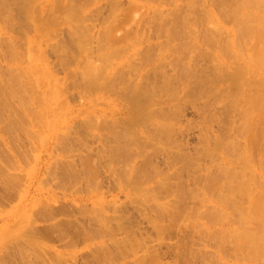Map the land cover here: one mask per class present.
Segmentation results:
<instances>
[{"label":"rangeland","instance_id":"obj_1","mask_svg":"<svg viewBox=\"0 0 264 264\" xmlns=\"http://www.w3.org/2000/svg\"><path fill=\"white\" fill-rule=\"evenodd\" d=\"M54 1H56L55 4ZM65 1L67 4L65 3ZM189 1L190 0H76L75 2V0H29V4L27 5L28 8L24 12V10L20 9L18 0H0V86H3V89H0V93L5 92L6 90L9 91L5 92V94L7 93V95H0V98L5 96L8 97V100H5V98L2 99L5 100V102L7 101L6 106L5 102L4 104L3 102L0 103V114L3 113L2 115H0V127L1 124L3 125L2 127L5 126V128L7 125H9L10 129L12 130L11 131L9 129L10 132L8 136L5 134V132L0 130V233H2L0 235V264H98L99 262H101L100 264H103L102 262H107L108 260V264H123L122 262L124 261V264H264V234L258 235L253 240L252 238L248 239V241L257 240L255 241V244H252V246L256 245V247L258 248L254 249L255 252L254 250H251L253 248L250 249L252 256H249L251 257L247 256L249 251L246 245L250 244V242L248 243L247 240L245 242V244L248 243L245 245L246 252L237 250V246V249H235V242H233V237H230L229 241L227 239V242H221V244L218 242L219 244H217V238L215 239V237H217V234L214 235V232H217L218 234L220 232V234H222L221 231H229V229H231L230 227H233L235 224V220L233 221V219H235L236 216L234 214L233 215L235 217L231 216V212L229 213V210H231L229 209L230 206H227L229 205V203L232 206V203L229 201H232L233 196H230V199L227 196L229 201L226 198L227 204L225 205V203L221 204L220 201L217 202V196L219 197V195H217L218 190L214 192L217 195H214L216 196V199H214L213 197L214 193L212 194L213 198L210 197L211 194H209V199L207 195L205 196V193L202 189L203 187L205 188V184L207 183L206 179L208 180L211 175H213V177H218L217 179L214 178L213 184L210 179V181H208L209 185L210 183L211 185H214L218 182V180L220 181L224 178L223 173L220 174V171L223 169L221 156L219 155L217 149H215L216 152H213L214 150L212 149L215 139H225V143L227 142L230 145L228 146L230 148L226 147L227 149H225V151L229 149L230 151L227 152L234 153V156L236 155V152L237 154H239L241 151V148L238 147L244 146L245 144L243 143L247 141H245L244 139V142L241 138H238V135H236V131H234L233 127L239 123V115L234 111L233 108H231L233 104H227V99H224V103L222 102V100L217 101V98L222 93V91H220L219 94L217 93V97L215 98L212 97L214 96L213 94L211 95L210 93H206V95L203 94L204 97L203 95L201 96L196 94V96L193 98L194 100H181L179 103V110L178 108L171 109L165 104H163L165 106L162 105L163 107H160L161 109L158 107L157 110L160 109L157 111L159 118L167 117L170 122V125H166L168 128H163L164 132L160 130L157 131L158 129L156 128V124L152 120L147 122L149 125L147 123L145 124L147 128L145 127V125L144 127L143 125L140 126V124L132 125V121L131 125H129L130 122L129 124L127 123L128 115L126 114V112L128 114L129 112L131 113V111H133L131 108L133 107L130 105H135V100H133V102L130 100L131 104L129 103L130 101L128 102V99H131L134 95L131 94L132 96L129 95V97H131H128L131 89H142L149 87L150 85H152V83L155 84L156 81H158L160 74L161 76L165 74L164 76L167 75L166 77L168 78H174V80L170 78L169 79L171 81H175V77L177 78V76L183 74L182 71H185V68L187 69L189 67H192L193 70L196 71V75H194V78L191 79V81H193L192 84L195 83L194 80L199 79L201 80L196 82L203 83L202 77L208 75L210 76L212 75V73H214V70H211L214 67V62H212V60H209L212 59V57H210L209 59L207 58L209 56V49L204 45L203 38L200 36V33H202L203 29V31L207 32L213 31L215 29L213 26V22L212 26H210L211 23H209L210 25L208 26L206 25L207 23L204 24L206 22L205 20H203L204 12H206L208 9L212 10L219 19L218 22L222 26L223 30H221V32L219 31V36L218 34L216 35L218 41L219 39L225 40V38L228 36L227 32L231 27L233 28L234 26V21L230 20V18L227 17L222 19L220 13H218V11L221 12V10L219 7H216V3H212L208 0H193L194 7L192 8V6H190L189 4ZM68 2H70V4L72 3L76 7V12L74 14L78 16V25L75 26L78 27V29L75 26H72V28H75L76 30H73L71 27H69L65 21L66 19H64V9L66 8V5L69 4ZM202 3L204 5H202ZM51 5L53 6L52 9ZM214 5L215 7H212ZM29 8H31L30 14ZM198 8H200L201 10ZM158 12L160 15L158 14ZM190 13L193 14L191 15ZM177 14H180V16ZM184 14H186V17L184 16ZM34 15H36V17ZM42 16L46 21L44 22V25L40 19V17ZM219 16L221 19L219 18ZM167 18L169 19V21ZM177 18L178 21H176ZM36 19L40 20L37 21ZM154 19L157 21H155ZM160 19L163 22V25L161 26L164 29L165 27H170L169 29H171V32L173 31L172 35L173 33L176 35L172 36L171 38L167 35H164V31L161 29V32L159 28L161 27L159 25ZM225 19H229V23H227L228 21L225 22ZM183 20L186 22V25L182 22ZM40 21L42 22L41 24ZM231 21H233V23ZM178 22H180L181 24ZM198 23L201 24L198 25ZM40 25L44 28V31L42 32L43 36L40 35ZM208 27L210 29H213L209 30L207 29ZM77 30L78 32H75L76 34L72 32ZM108 33H110V35H108ZM221 33L223 36L221 35ZM128 36H133L135 39L133 37L129 38ZM125 40L126 42H124ZM176 42H178L179 45H182L185 50L182 51V54L179 55L180 58L177 57V54L175 52L176 47L174 49V46H179L176 45ZM122 43H124V45ZM129 43L130 45L134 44L132 45L134 46L132 48L133 52L127 46ZM82 44L86 45L87 47L85 51H83L80 47V45L83 46ZM193 45L196 48H194ZM111 47H116L118 49L119 47H123V49L127 48L126 52H124V54L126 53V57H124L125 60L120 58L119 60L115 61L114 64H111L114 65V69L109 68V66L105 69L106 72H111L113 70H116V72L118 71L119 74L117 75V77L121 75L122 78H115V80H113L114 83L112 84L113 88H110L108 90L105 89V87L101 88L103 85H101V87L99 86L103 83L99 80L98 82H96V84L93 83L94 85L86 86L87 83L85 82V79L83 78L81 72V67H83L84 61H94L96 65L101 64L98 65V67L103 65V67L101 68H104L105 64L104 62H102L103 54L101 55V53ZM244 47L245 49H247V45H244ZM141 49L143 51H141ZM171 49L173 51H171ZM147 51L150 55V60H154L156 58L154 61L156 64L158 62H161L159 65L160 70L158 69V73L157 71L153 72L152 68L154 62L145 60L143 58V55ZM202 53H205V56ZM175 55L177 58L175 57ZM229 55L233 56L231 54ZM157 58L159 60H161L162 58V60L159 61ZM25 59L27 64L26 67L24 66ZM232 59L235 61L234 56ZM232 59L230 57V61L228 60V62H231ZM142 60L152 63L150 65L145 64V61L142 62ZM235 62H237V60ZM127 63H132V66H129ZM28 65H30L29 67H32L33 69H29ZM45 65L48 67L47 69ZM188 65L190 66L188 67ZM130 67H132L133 69H130ZM183 68L184 70H182ZM225 70V76L222 75V77L227 80L231 75V72L230 70ZM42 72L43 74H41ZM148 72L150 73L148 74ZM47 74L50 76V78ZM227 74L230 75L228 76ZM40 75H45L46 77H48V79L44 78L43 80H40ZM146 77L148 78V80H145ZM211 77L204 78L210 79ZM121 79L122 81L123 79H125L129 80L130 82L127 85L120 84L122 83ZM178 79L176 80L179 81L180 79ZM182 79L183 77L179 81L180 85L175 87H180L177 90L178 92L175 90L178 94H180V97H184V92L186 93L184 89L190 87L193 88L194 91V88L197 90L198 87H200L197 86L199 84H195L196 86L192 85L191 81L189 80L190 82L187 83V87L185 86L186 88L184 87L183 89L184 85L181 84H184V82L186 83V81H182ZM36 83H39V85L37 86ZM146 83L148 85H146ZM132 84L135 85L132 86ZM53 85L55 86L54 89H56L57 95L56 97H54V101L53 98L51 99L53 109L50 110L46 109V102L48 101V90ZM120 85H122L123 88ZM254 85H259V82L255 81ZM7 86L16 89V91L13 89V92L15 91L13 96L11 95L12 91H10L12 89L9 90V87ZM124 87L127 89L129 88L128 91H125ZM122 89V92L119 91ZM206 90H208V88H206ZM118 92L120 93V95ZM122 93H124L125 96L121 95ZM125 97H127L128 99ZM134 98H136L135 95L133 99ZM125 99H127V101ZM2 100L0 99V102ZM205 101H207V104L205 103ZM230 101L231 100H229V102ZM20 103L23 104L22 108ZM230 103H232V101ZM260 103L261 102H259V104ZM198 105L200 107H198ZM263 105L264 103L260 104L258 115H255L256 117H254L256 123L255 126L253 125L254 122L252 121V127L254 126L253 129L255 133L252 131L253 129H251V132L254 133L255 136H257V138L260 140H256L257 144L251 141L254 144L249 143L250 145L252 144V146H249L250 151L249 149H247V151H249V153H251L254 158L264 157V135L262 136V134L264 133V110H262ZM3 106H5L6 108H4ZM128 106H130L131 108H128ZM1 108L3 110H1ZM128 109H130V111ZM168 109L169 111H167ZM175 109L177 111H175ZM86 110L89 111L87 112ZM173 110L175 112H173ZM52 111L61 114L63 117L56 120L54 133L47 128V121L55 119V117L52 116ZM85 111L87 115H85ZM9 114L11 115V117ZM162 114H165V117L162 116ZM89 117H91V119ZM208 117H211V119H209ZM154 119H157V115L154 116ZM256 119L258 121H256ZM2 127L0 129H2ZM108 128L109 130L114 131L110 132ZM127 129L130 130L129 132L131 133V130H134V132L132 133L133 136L138 135L136 137L132 136L133 142H126V145H128L130 150L128 147H125V149H127L125 150L126 152L124 150H121L122 153L123 151L125 152L123 153V155L125 154L124 157L127 158H124L120 151L119 155L117 154L118 152H115L114 156L109 152H107L106 154L104 151L107 150L108 146H114L118 142V140L114 138L112 133L116 130L117 135L119 133L118 136H120V134L122 136V134ZM157 132H159V134L161 133V135H159ZM134 133H136V135ZM157 134L158 136L156 137ZM109 135H112L111 137H113V139H111ZM163 135H165V140L161 139L162 137L164 138ZM202 135L204 139H202ZM258 135L261 137H259ZM157 138L158 140L161 139L162 141H158ZM116 140L117 142H115ZM235 140H237L236 143ZM139 142H145L143 143L145 145L140 143V147ZM136 143H138L139 146ZM156 143H158V145ZM105 144L107 145V147H105ZM149 144H151V147L153 148L149 147ZM235 144L237 148L240 149L239 153L237 151V148L233 149L232 147V145L235 146ZM246 144L247 145H245L244 147L248 148V143ZM103 145L105 148H103ZM138 147L142 149L145 147L144 150H146V152L144 150L143 152L142 149L140 151V148L138 149ZM146 147L149 148L146 149ZM154 147H158V149L160 150L156 148L154 150ZM244 147L242 149H244ZM163 148L166 150V152L163 150ZM96 150H98L99 152ZM233 150H236V152H234ZM136 151L139 152L138 156ZM131 152L132 154H134V157H132ZM140 152H142L143 154L145 153L146 155H142ZM150 153L151 156L149 155ZM228 153L227 155H230ZM101 154L103 155L101 156ZM108 154L112 155L114 159H118L116 155H118L119 157L120 155H122L120 157L121 159L119 158V160H128L129 157H131L128 161L126 160L127 162L131 160V163L129 162L130 164H127V162L124 160L122 163L121 161L119 162V160L116 161V159V164L113 157ZM173 154H175V156ZM157 155L160 157H157ZM167 155L170 159L166 158ZM177 155L178 157L176 158ZM106 157L109 158L105 159ZM140 157V160L142 162H149V164H147L149 165V168L144 162L145 167H147L148 170H146V168L142 166L144 164H141V161L138 160V158ZM146 157H151L148 159L150 161L147 162ZM173 157L175 158L173 159ZM236 157H238V155ZM236 157L234 159H231L232 162L234 163L237 161L238 163H241L238 160L242 157H239V159ZM87 159H89V162ZM136 159L140 163H136ZM66 160L68 164H65ZM108 160H112L113 162H108ZM167 160H169V162ZM254 161L258 160L255 159ZM79 162H82L81 165ZM237 162L235 163V166L238 167ZM102 163H105L107 165ZM124 163H126L127 166L126 164L124 166ZM119 164H122L123 167H126L122 168V170H124L123 173H121L122 171L121 169H119V167L121 166ZM140 164L141 166H139ZM115 165H117L118 167ZM152 165H154V167ZM131 166H136L140 170L142 167L143 170L141 171H143L145 176H148L150 174L155 175H151L150 178H152L149 179L151 193L150 195L152 196L148 195L145 198L147 199V201L144 200L142 196L133 193L131 189V187L133 186L131 184L133 183L129 180V178H122V174H124L125 171L128 172L127 169L129 170ZM213 166L215 167L213 168ZM208 167L212 168L211 172L213 174L210 172V169ZM152 168L154 169L155 173H150L154 172L152 171ZM243 168H241L240 170V168L238 167V171L236 168L233 175L235 176L236 171L239 173V171H242ZM117 169L118 172L120 170L119 174L117 173ZM255 169L259 172L261 180L264 181V170L261 168L263 170L261 171L260 168L257 169L256 167ZM73 170H76L75 174ZM244 170L245 168L243 169V171ZM157 172H159L161 177H166H163L164 186L161 187V189H164L162 190L158 189L160 186H156V188L154 185L156 184L155 180L157 178L156 176L158 175ZM162 172L164 173L161 174ZM208 172H210V174H208ZM246 172L247 171H245V173ZM116 173L119 176L121 173L122 176L119 177ZM143 173L139 174L141 178H143L144 176ZM242 173H239V175L236 174L237 178L235 179L240 180L238 179L240 175L241 177H243V175L245 174ZM114 178L116 179V182ZM105 179L107 181H105ZM122 179H125L124 181L128 183L125 184ZM127 179L130 181V183ZM82 181L84 183H87V185L83 184ZM111 181L114 182L112 183ZM81 184L83 187L81 186ZM101 184H103L104 186ZM65 185H68V188ZM173 185L175 186L173 187ZM78 186H80L81 188ZM60 188H62V190ZM151 188H153V191H151ZM155 189L157 191H155ZM181 189L183 190L182 192ZM220 189L219 192H221ZM78 190L81 191V193L77 192ZM129 191L130 193H128ZM222 192L227 193V189H224ZM154 193L156 195H154ZM187 193L189 194V196ZM175 194H177V196ZM153 195L154 197H157L158 195L161 199H159V197L154 198ZM254 196L256 198L258 197V189L256 188L254 190ZM176 199H178V201ZM140 202H142V204ZM158 204H162L161 207L164 208L162 211H160L162 208L157 207L160 206ZM218 206H221L220 208L226 210V212H224L228 216L221 214L222 216H226L222 217L224 218L225 222L221 223L220 220L218 221V218H214V220H217H215L216 222L211 219L215 215L217 216V214L220 213V209H217ZM77 207H79L80 209ZM155 210L157 212H155ZM214 210H217V212H215ZM223 210H221V213H223ZM209 213H212L214 215L212 216V214ZM174 214L175 216H173ZM98 219H100L101 221ZM208 219H210V223H213L214 225L210 224L208 222ZM97 220L99 223L97 222ZM205 220H207L209 225H205ZM211 220L213 221L211 222ZM152 221L156 222H154L152 225ZM183 221L186 223H184ZM56 222H58L59 224H57ZM83 222H86L85 225ZM100 223L102 224V226L104 224V227H102ZM105 223H107V225ZM118 226L120 228H124L125 226L126 228L125 230L122 228L124 230L123 231L122 229L120 230ZM208 226L209 228L207 230ZM106 227L109 231H113H110L108 234ZM115 227L116 229H114ZM219 227L221 230L219 229ZM142 228L144 230H142ZM81 229L83 230V232H81ZM86 230L89 231L86 232ZM133 230H135V232ZM141 230L143 233L141 232ZM162 230L164 232H162ZM209 230L214 231H211L213 235ZM243 230L244 229H242L241 231ZM99 234L102 236H100ZM128 235L131 237H129V239H126L128 238ZM209 235L211 236L209 237ZM124 236L126 237L125 239L123 238ZM109 237L111 238V240ZM114 238L116 241L114 240ZM130 238H132V240L134 241L132 242ZM135 239H137L138 241ZM135 241H137V244L134 243ZM123 242L125 243V245ZM133 243L138 246H131L134 245ZM93 245L98 247H95ZM127 245L129 247H127ZM119 246L121 248L124 247L127 251H125V253L121 252L120 250L124 251V248L119 249ZM133 248H135V253L131 252L133 251ZM115 249L118 250L116 251ZM256 249L260 250L256 252ZM120 252L123 254H121ZM126 252L128 254H126ZM142 255L143 257H140ZM242 255H245V258H242L243 260L241 259ZM246 256L247 258L249 257L248 260ZM107 257H109V259ZM100 258H104L103 261H100ZM97 259L99 261H97ZM31 261L33 263H31Z\"/></svg>","mask_w":264,"mask_h":264},{"label":"bare ground","instance_id":"obj_2","mask_svg":"<svg viewBox=\"0 0 264 264\" xmlns=\"http://www.w3.org/2000/svg\"><path fill=\"white\" fill-rule=\"evenodd\" d=\"M2 1V0H1ZM73 1V0H72ZM86 1V0H85ZM194 1H196V0H194ZM198 1V0H197ZM207 1V0H206ZM208 1H210V2H212V3H216L215 5H216V7H219L220 8V10H221V12H219L218 11V13H220V15H221V17H222V19H224L225 17H227V18H230V20H233L234 21V26H233V28L231 27L230 29H229V31L227 32V37L225 38V40H223V39H221V40H223V41H221L220 39H219V41H221V42H219L218 40H217V38H216V35L218 34V36H219V34H220V32H221V30H223L222 29V26L220 25V23L218 22L219 21V19H218V17L215 15V13L212 11V10H207L206 12H204V15H203V17H204V19L203 20H205L206 22L204 23V24H206L207 26L208 25H210L209 23H211V25L210 26H212V22H213V26H214V29L215 30H213V31H210V32H207V31H203L202 30V33H200L201 35V37L203 38V43H204V45L209 49V56L208 55H206V56H208L207 58L209 59L210 57H212V59H209L210 61L212 60V62H214V67L211 69V70H214V73H212V75H208V76H204V74H203V76L204 77H207V78H209V77H211L210 79H207V78H204V77H202L203 79H202V81H203V83H197L196 81H200L201 79H199V80H194V84H192L193 83V81H191V79H193L194 77V75H196V71H194L193 70V68L192 67H189L190 65H188V67L189 68H185V71H182V70H184V68L181 70L182 71V73L183 74H180V76H177V78L175 77V81H171L170 79H173L174 80V78H171V77H166V76H164V75H162L161 76V74L159 75V74H157V75H159V78H158V81H156V83L155 84H153L152 83V85H150L149 87H146V88H142V89H138V88H133V89H131V92L128 94V97H129V95H131V94H134L135 95V97L136 98H134L133 99V97H134V95L132 96V98L131 99H128L127 97H125V98H127L128 99V102L131 100L132 102H133V100H135V105L134 104H132V105H130V106H132L133 108H131L130 106H128V108L130 107L133 111H131V113L129 112L130 111V109H128L127 111L129 112V114L126 112V114L128 115L127 116V118H128V121H127V123L129 124V122H130V124L129 125H131V121H132V125L133 124H140V126L141 125H143V127H144V125L148 122V121H153V122H155V124H156V128L158 129L157 131H163L164 129H166V128H168L166 125H168L170 122H169V120H168V118L166 117V118H159V116H158V113H157V111L158 110H160L161 108V106L163 105V104H165V105H167L169 108H171V109H174V108H178V110H179V108H180V106H179V103H180V101L181 100H185V99H187L188 101L189 100H194L193 98L196 96V94L197 95H206V93H210L211 95L213 94L214 96H212L213 98H215V97H217V93L219 94V92L220 91H222V93L218 96V98H217V101H219V100H222V102L224 101V99H227V101H226V103L227 104H229V105H231V104H233V106L231 107V108H233L234 109V111L235 112H237V114L239 115V123L238 124H236L233 128H234V131H236V135H238L237 137L238 138H241L243 141H244V139H245V143H243V144H245V145H247L246 143H248V148H246V147H244V146H242V147H238V148H241V151H240V153H239V150L240 149H238L237 148V146H236V144H235V146H233L232 145V147H233V149H235V148H237L236 150L238 151V153L239 154H237V152H236V150L234 151V152H236V155L234 156V153H228L230 150L228 149L227 151H225V149H227L226 147H228V146H230L227 142V144L225 143V141L224 140H222V139H219V138H217V139H215V141L213 142V144L215 145H213V147H212V149L214 150H212L213 152H216V150L215 149H217L218 150V153H219V155L221 156V163L223 164V169L220 171L221 173L220 174H222L223 173V175H224V178H223V180H218V182L217 183H215L214 185H211V183H210V185L208 184L209 182L208 181H210V179H211V182H212V184H213V180H214V178H216L217 179V177L218 176H216V177H213V175H211L209 178H208V180L206 179V184H205V188L203 187L202 189H203V191H204V193H205V196L207 195L208 197H209V194H211L210 195V197H212V194L214 193V192H216V190H218V194L217 195H219V197L214 193L213 194V197H214V199H216L215 197L217 196V199H218V201L217 202H219L220 201V203L221 204H224L225 203V205L227 204V200L229 201V199H230V196H233L232 197V201H229V202H231L232 203V206L230 205V203H229V205H227V206H230V208L229 209H231V210H233V211H231V210H229V213L230 214H232L231 216H234L235 217V219H233V221L235 220V224H234V226L233 227H230L231 229H229V228H227V229H229V231H227V230H225V232H224V230H223V232L221 231V233L222 234H220V232H219V234L216 232H214V231H212V230H209L210 232L212 231V232H214V235L215 234H217L216 236L217 237H215V239L217 238V244H221V242H227V239H228V241L230 240V237H233L234 238V240H233V242H235V249H237V250H239V251H244V252H246L245 251V247L247 246V248H248V254H247V256H249V255H251V251H250V249L251 248H253V249H251V250H254L255 248H258V247H256V245L255 246H252V244H255V241H257V240H255V241H248V239H250V238H252V240L253 239H255L258 235H261V234H264V181L263 180H261V177L259 176V172L255 169V167L258 169V168H262L263 170H264V157L262 158V157H256V158H254L253 157V155L251 154V153H249V151H250V147L252 146V144H254V143H252L251 141H253V142H257L258 140H260V139H258L257 138V136H255V131H254V129H253V127L255 126V118L254 117H256L255 115H258V110H259V108H260V104H263L264 103V0H208ZM29 2V0H18V5L20 6V9H22V10H24V12L27 10V8H28V3ZM75 2H76V0H75ZM83 2V1H82ZM203 2V1H202ZM209 2V3H210ZM2 3V2H1ZM56 3V1H54V4ZM65 3H66V1H65ZM69 4L68 5H66V4H64V5H66V8L64 9L65 10V14H64V16H65V18L64 19H66L65 21H66V23H67V25L69 26V27H71L72 28V26L74 27L75 25H78L77 23H78V19H77V17L78 16H76V14H74L75 12H76V7L71 3L70 4V2H68ZM199 3H200V1H199ZM207 3V2H206ZM52 4V3H51ZM77 4V3H76ZM189 4H190V6H192V8L194 7L193 6V4H194V2H193V0H190L189 1ZM170 5H172V4H170ZM200 5V4H199ZM202 5H204L203 3H202ZM201 5V6H202ZM215 5L214 6H212V7H215ZM52 6V5H51ZM55 6V5H54ZM190 6H188V7H190ZM197 6H198V3H197ZM172 7V6H171ZM186 7V6H185ZM3 8V7H2ZM53 8V6L51 7V9ZM114 8V7H113ZM192 8H191V10H192ZM196 8V7H195ZM201 8V7H200ZM200 8H198V9H200ZM30 10H29V14H30V11H31V8H29ZM218 9V8H217ZM216 9V10H217ZM4 10V9H3ZM78 10V9H77ZM201 10V9H200ZM204 10V9H203ZM2 11V10H1ZM198 11V10H197ZM45 12V11H44ZM178 12V11H177ZM177 12H175V13H177ZM185 12V11H184ZM192 12V11H191ZM203 12V11H202ZM217 12V11H216ZM182 13H183V11H182ZM194 13V12H193ZM192 13V14H193ZM199 13V12H198ZM206 13V14H205ZM35 14V13H34ZM157 14V13H156ZM158 14H159V12H158ZM188 14V13H187ZM191 14V13H190ZM191 14V15H192ZM1 15V14H0ZM160 15V14H159ZM177 15H179L180 16V14H177ZM195 15H197V14H195ZM199 15V14H198ZM202 15V14H201ZM219 15V14H218ZM5 16V15H4ZM35 17H36V15H34ZM182 16V15H181ZM184 16L186 17V14H184ZM200 16V15H199ZM198 16V17H199ZM34 17V18H35ZM160 17V16H159ZM161 17H162V15H161ZM172 17V16H171ZM190 17V16H189ZM197 17V16H196ZM1 18V17H0ZM150 18V17H149ZM153 18V17H152ZM151 18V19H152ZM170 18V17H169ZM219 18H220V16H219ZM40 19H41V21L43 22V25L45 24L44 22H46L45 21V19H43V16L42 17H40ZM39 19V20H40ZM43 19V20H42ZM168 19V18H167ZM181 19V18H180ZM186 19V18H185ZM201 19V18H200ZM221 19V18H220ZM37 20V19H36ZM39 20H37V21H39ZM153 20V19H152ZM155 20V19H154ZM157 20H158V17H157ZM157 20H155V21H157ZM193 20V19H192ZM229 19H225V22L226 21H228ZM40 21V24L42 23ZM151 21V20H150ZM154 21V22H155ZM168 21H169V19H168ZM167 21V22H168ZM176 21H178V18H177V20ZM233 21H231L232 23H233ZM183 23H185V25H186V22L183 20L182 21ZM190 22V21H189ZM224 22V21H223ZM151 23V22H150ZM163 22L161 21V19L159 20V25L161 26V25H163L162 24ZM178 23H180V22H178ZM227 23H229V21L227 22ZM181 24V23H180ZM199 24H201V23H198V25ZM203 24V23H202ZM38 25V24H37ZM172 25H173V23H172ZM184 25V26H185ZM233 25V24H232ZM152 26H153V24H152ZM182 26H183V24H182ZM76 27V26H75ZM206 27V26H205ZM70 28V29H71ZM77 29H78V27H76ZM154 28V27H153ZM152 28V29H153ZM158 28V27H157ZM160 28V30L162 29L163 31H164V35H167L168 37H172V36H174V35H176V34H174L173 33V35H172V32H171V29H169L170 27H168V28H166L165 27V29L161 26V27H159ZM187 28V27H186ZM73 30H76L75 28H72ZM198 29V28H197ZM207 29H209V30H212L213 28H207ZM206 29V30H207ZM40 30H41V33H40V35H42L43 36V34H42V32L44 31V28L40 25ZM155 30H157V29H155ZM162 30H161V32H162ZM179 30V29H178ZM199 30H201V29H199ZM159 31V30H158ZM157 31V32H158ZM220 31V32H219ZM72 32H78V30L77 31H72ZM177 32V31H176ZM175 32V33H176ZM194 32V31H193ZM200 32V31H199ZM190 33V32H189ZM192 33V32H191ZM76 34V33H75ZM158 34H160V33H158ZM163 34V33H162ZM196 34H198V33H196ZM108 35H110V33H108ZM140 35V34H139ZM157 35V34H156ZM178 35H180V34H178ZM221 35H222V33H221ZM223 36V35H222ZM221 36V37H222ZM129 38H132L133 36H128ZM176 37V36H175ZM224 37H225V35H224ZM134 38V37H133ZM143 38V37H142ZM135 39V38H134ZM137 39V38H136ZM173 39V38H172ZM171 39V40H172ZM176 39V38H175ZM174 39V40H175ZM138 40V39H137ZM142 40V39H141ZM177 40V39H176ZM175 40V41H176ZM187 40V39H186ZM180 41V40H179ZM184 41V40H183ZM188 41V40H187ZM201 41V40H200ZM124 42H126V40L124 41ZM189 42V41H188ZM202 42V41H201ZM169 43V42H168ZM177 44L176 45H179L178 44V42H176ZM10 44V43H9ZM123 45H124V43H122ZM126 44V43H125ZM137 44V43H136ZM182 44V43H181ZM184 44V43H183ZM190 44V43H189ZM194 44V43H193ZM83 45V44H82ZM123 45H121V46H123ZM130 43L127 45L128 47H129V49H131L132 50V48L134 47V46H132V45H134V44H131L130 46ZM170 45V44H169ZM192 45V44H191ZM244 45H247V49H245V47H244ZM127 46H125V47H127ZM147 46V45H146ZM30 47V46H29ZM80 47L82 48V50L83 51H85L86 49H87V47H86V45H83V46H81L80 45ZM124 47V48H125ZM175 47H176V49H175ZM193 47H194V45H193ZM244 47V48H243ZM80 48V49H81ZM122 48V49H121ZM150 48H151V46H150ZM186 48V47H185ZM190 48V47H189ZM194 48H196V47H194ZM119 49H121V50H119ZM119 49L118 48H116V47H111V48H109V49H107L106 51H104L103 53H101V55H102V62H104V64H105V66H104V68H101V67H103V65L102 66H100V67H98V65H101V64H95L94 63V61L93 62H90V61H88V60H86V61H84V63H83V67H81L82 69H81V72H82V75H83V78L85 79V82L87 83H85L86 84V86H90V85H94V84H96V82H98V80L99 81H102L103 83L102 84H100L99 86L101 87V85H103L101 88H104L105 87V89H110V88H113V86H112V84L114 83L113 82V80H115V78L117 79V78H122L121 77V75L119 76V77H117V75L119 74L118 73V71L116 72V70L114 71H111V72H106L105 71V69H106V67H108L109 66V68H113L114 69V65H111L112 63L114 64V62L115 61H117V60H119L120 58H122L123 60H125V58L124 57H126V53L124 54V52H126V49H123V47H119ZM161 49V48H160ZM165 49V48H164ZM164 49H163V51H164ZM174 49H175V52H176V54H177V57H179V55L180 54H182V51H185L184 50V48H183V46L182 45H179L178 47L177 46H174ZM188 49V48H187ZM193 49V48H192ZM244 49H245V51H244ZM28 50V49H27ZM36 50V49H35ZM145 50V49H144ZM141 51H143L142 49H141ZM171 51H173L172 49H171ZM132 52H133V50H132ZM135 52V51H134ZM186 52H187V50H186ZM191 52V51H190ZM189 52V53H190ZM198 52V51H197ZM30 53H32V52H30ZM153 53V52H152ZM166 53V52H165ZM183 53H185V52H183ZM196 53V52H195ZM200 53V52H199ZM29 54V53H28ZM160 54H162V53H160ZM186 54H188V53H186ZM203 54V53H202ZM205 54V53H204ZM203 54V55H204ZM211 54V55H210ZM229 54H231V55H233L234 57H235V61L237 60V62H235L232 58H233V56H230ZM31 55H33V54H31ZM100 55V54H99ZM228 55V56H227ZM27 56H30V55H27ZM144 57V59L145 60H149V61H155V59H154V57H153V59L154 60H150L151 58H150V55H149V53H148V51L147 52H145V54L143 55ZM164 56V55H163ZM166 56V55H165ZM183 56V55H182ZM181 56V57H182ZM186 56V55H185ZM202 56V55H201ZM205 56V55H204ZM26 57V56H25ZM175 57H176V55H175ZM176 57V58H177ZM192 57V56H191ZM231 57V59H232V61L231 62H228V60H229V58ZM31 58V57H30ZM88 58V57H87ZM138 58V57H137ZM163 58V57H162ZM162 58H161V60H162ZM180 58V57H179ZM187 58H188V56H187ZM136 59V58H135ZM158 59V58H157ZM129 60V59H128ZM138 60V59H137ZM144 60V61H145ZM159 60V59H158ZM161 60H159V61H161ZM180 60V59H179ZM185 60V59H184ZM188 60V59H187ZM189 60H190V58H189ZM29 61V60H28ZM27 61V62H28ZM39 61V60H38ZM143 60H142V62H144ZM149 61H145L144 63L145 64H151L152 62H149ZM174 61V60H173ZM230 61V60H229ZM156 62H157V60H156ZM179 62V61H178ZM182 62H184V61H182ZM97 63V62H96ZM159 63V64H158ZM157 64L154 62V65H153V72H156L157 71V73H158V71L160 70V68H159V65H160V63L161 62H158ZM185 63H186V61H185ZM192 63V62H191ZM103 64V63H102ZM128 64V63H127ZM127 64H126V66H127ZM132 64V63H131ZM131 64H128L129 66L131 65ZM141 64V63H140ZM31 65V64H30ZM30 65H28V67L30 66ZM42 65V64H41ZM124 65H125V63H124ZM136 65V64H135ZM139 65V64H138ZM225 65V66H224ZM25 67L27 66V64H26V59H25V65H24ZM43 66V65H42ZM46 66V65H45ZM44 66V67H45ZM132 66V65H131ZM187 66V65H186ZM35 67V66H34ZM137 67V66H136ZM48 67L46 66V69H47ZM132 67H130V69H131ZM133 68H134V65H133ZM132 68V69H133ZM138 68V67H137ZM25 69V68H24ZM29 69H33L32 67H29ZM42 69V68H41ZM126 69H128V68H126ZM151 69V70H152ZM159 69V70H158ZM225 69H227V70H230V76L228 77V79L227 80H225L223 77H222V75H224V72H226V70ZM149 70V69H148ZM123 71V70H122ZM176 71V70H175ZM81 72H80V74H81ZM120 72V71H119ZM133 72V71H132ZM144 72V71H143ZM146 72V71H145ZM150 72H148V74H149ZM199 73H201V72H199ZM198 73V74H199ZM41 74H43V72L41 73ZM46 74V73H45ZM143 74V73H142ZM153 74H155V73H153ZM48 75V74H47ZM152 75V74H151ZM227 75H226V77H227ZM123 76V75H122ZM128 76V75H127ZM199 76H200V74H199ZM225 76V75H224ZM40 77V80L42 79H44V78H46V79H48V77L50 78V76L48 75V77H46L45 75H40L39 76ZM82 77V76H81ZM178 77H179V79L181 80V78L183 77V79H182V81L183 80H185L186 81V83L184 82V84L182 83L181 85H184L183 86V89H184V87L186 86V85H188L187 83H189L190 81H191V84L192 85H195V84H199V85H197V86H200V87H198V89L196 90L195 88H194V91H193V88H190V87H188L187 89H184V91H186V93L184 92V97H180V94H178L177 92V90H178V88H180V87H178V88H175V87H177V86H179L180 84H179V79H178ZM181 77V78H180ZM195 77H197V76H195ZM201 77V76H200ZM144 78H145V76H144ZM143 78V79H144ZM83 79V80H84ZM176 79H178L179 81H177ZM195 79H198V78H195ZM145 80H148V78L146 77V79ZM190 80V81H189ZM51 81H52V79H51ZM151 81V80H150ZM149 81V82H150ZM153 81V80H152ZM155 81V80H154ZM255 81L256 82H259V85H254V83H255ZM120 82V81H119ZM121 82L122 83H120V84H129V80H125V79H123V81H122V79H121ZM83 83V84H84ZM94 83V84H93ZM210 83V84H209ZM84 84V85H85ZM131 84V83H130ZM151 84V83H150ZM201 84H202V86H201ZM36 85L38 86L39 85V83H36ZM135 84H132V86H134ZM141 85V84H140ZM146 85H148L147 83H146ZM6 86V85H5ZM120 86H122V85H120ZM137 86H139V85H137ZM189 86H190V84H189ZM196 86V85H195ZM3 86H0V89H3L2 88ZM7 87H9V86H7ZM6 87V88H7ZM54 85L53 86H51L50 87V89L48 90V101L46 102V109H50V110H52L53 109V105H52V101H51V99L53 98V101H54V97H56V95H57V91H56V89H54ZM85 87V86H84ZM126 87V86H125ZM124 87V88H125ZM136 87V86H135ZM141 87H143V86H141ZM182 87V86H181ZM187 87V86H186ZM185 87V88H186ZM5 88V87H4ZM90 88V87H89ZM122 88H123V86H122ZM132 88V87H131ZM140 88V87H139ZM175 88V89H174ZM200 88V89H199ZM206 88H208V90H206ZM242 88V89H241ZM10 89H12V90H10ZM13 87H9V90L10 91H12L13 92ZM86 89V88H85ZM129 89V88H128ZM128 89L127 88H125L124 90L125 91H128ZM15 91H16V89H14ZM177 92H176V91ZM180 90V89H179ZM1 91H4V90H1ZM15 91L13 92V94H12V92H11V95L13 96L14 95V93H15ZM110 91V90H109ZM119 91H123V89L122 90H119ZM198 91V92H197ZM5 92H9V91H5ZM5 92H2V93H0V95L2 94V96H3V94H5ZM50 92V93H49ZM119 93V92H118ZM127 93V92H126ZM210 94H208V95H210ZM5 95H7V93L5 94ZM4 95V96H5ZM119 95H120V93H119ZM121 95H123V96H125L124 95V93H122ZM204 95H203V97H204ZM122 96V97H123ZM126 96H127V94H126ZM130 96V97H131ZM129 97V98H130ZM199 97V96H198ZM3 98H5V100H8V97L7 96H5V97H2V98H0L1 100L3 99ZM7 98V99H6ZM208 98V97H207ZM124 99V98H123ZM127 99H125L126 101H127ZM203 99V98H202ZM231 100L232 101V103H230L229 102V100ZM5 100H2L0 103H2L3 102V104H4V102H5ZM91 100V99H90ZM93 100V99H92ZM120 100V99H119ZM199 100V99H198ZM260 100H263V101H260ZM131 101L129 102L130 104H131ZM186 101V100H185ZM184 101V102H185ZM196 101H197V99H196ZM7 102V101H6ZM6 102H5V106H6ZM23 102H24V100H23ZM127 102V103H128ZM207 101H205V103H206ZM221 102V103H222ZM229 102V103H228ZM259 102H261L260 104H259ZM128 103V104H129ZM224 103V102H223ZM21 104V103H20ZM128 104H126V105H128ZM191 104V103H190ZM207 104V103H206ZM210 104H212V103H210ZM1 105V104H0ZM22 105L23 104H21V108H22ZM134 105V106H133ZM165 105H163V106H165ZM202 105V104H201ZM225 105V104H224ZM5 106H3L4 108H6ZM25 106V105H24ZM162 106V107H163ZM166 106V107H167ZM179 106V107H178ZM204 106V105H203ZM2 107V106H1ZM127 107V106H126ZM160 108V109H158L157 110V108ZM198 107H200L199 105H198ZM263 107V109L262 110H264V105L262 106ZM8 108V107H7ZM64 108H65V106H64ZM207 108H209V107H207ZM127 109V108H126ZM175 109V111H177ZM1 110H3L2 108H1ZM261 110V111H262ZM5 111V110H4ZM87 112L89 111V110H86ZM86 111H85V113H86ZM167 111H169V109L167 110ZM167 111H165V112H167ZM174 110H173V112H175ZM152 112H153V114H152ZM161 112V111H160ZM163 112V111H162ZM260 112V111H259ZM263 112V111H262ZM8 113V112H7ZM261 113V112H260ZM264 113V112H263ZM3 114V113H2ZM2 114H0V115H2ZM131 114V115H130ZM10 115V114H9ZM8 115V116H9ZM85 115H87V113L85 114ZM89 115V114H88ZM157 115V119H154V116H156ZM165 115V114H164ZM163 114H162V116H164ZM7 116V117H8ZM52 116L53 117H55V119L54 120H48L47 121V128H48V130H50L51 132H53L54 133V131H55V126H56V124H55V122H56V120H58V119H60V118H63L62 117V115L61 114H58L57 112H55V111H52ZM68 116V115H67ZM10 117H11V115H10ZM160 117H161V115H160ZM165 117V116H164ZM90 119H91V117H89ZM156 118V117H155ZM209 118V117H208ZM259 118V117H258ZM3 119V118H2ZM68 119V118H67ZM209 119H211V117L209 118ZM260 119V118H259ZM207 120V119H206ZM213 120V119H212ZM211 120V121H212ZM68 121V120H67ZM90 121V120H89ZM92 121V120H91ZM252 121L254 122V124L252 123ZM256 121H258L257 119H256ZM7 122V121H6ZM88 122V121H87ZM153 122H151V123H153ZM207 122H209V121H207ZM1 123V122H0ZM8 123V122H7ZM60 123H61V121H60ZM64 123H66V122H64ZM10 124V123H9ZM113 124V123H112ZM148 124V123H147ZM252 124L254 125L253 127H252ZM11 125V124H10ZM149 125V124H148ZM170 125V124H169ZM3 125L1 124V127H2ZM96 126V125H95ZM98 126V125H97ZM0 127V128H1ZM8 127V128H7ZM126 127V126H125ZM128 127V126H127ZM135 127H136V125H135ZM145 127H146V125H145ZM147 128V127H146ZM164 128V129H163ZM10 126L9 125H7L6 126V128H5V126L4 127H2V129H0V130H2L3 132H5V134L8 136V134H9V132H10ZM114 129V128H113ZM134 129V128H133ZM251 129H253L252 131L254 132V133H252L251 132ZM108 130H109V128H108ZM121 130V129H120ZM12 131V130H11ZM110 132H112V131H114V130H109ZM123 131V130H122ZM130 130H126L123 134H122V136H121V134H120V136H118L119 135V133H118V135H117V132H116V130H115V132H113L112 134H113V136H114V138L115 139H117L118 140V142H117V140L115 141V142H117L116 143V145H114V146H108V148H107V150H105L104 152L107 154V152H109L110 154H112L113 156H114V154H115V152H118L117 154L119 155V151L121 152V150H127V149H125V147H128V145H126L127 143V141H132L133 142V137H136V136H138V135H136V133H134L136 136H133L132 135V133L134 132V130H131L132 131V133L131 132H129ZM168 131V130H167ZM164 132V131H163ZM222 132V131H221ZM224 132V131H223ZM264 132V131H263ZM158 134H159V132H157ZM208 133V132H207ZM11 134V133H10ZM158 134L156 135V137L158 136ZM225 134V133H224ZM155 135V134H154ZM159 135H161V133L159 134ZM165 135H166V133H165ZM165 135H163L164 136V138L162 137L161 139L163 140H165ZM221 135H223V134H221ZM264 135V133L262 134V136ZM110 137L112 136V135H109ZM133 136V137H132ZM207 136V135H206ZM205 136V137H206ZM259 136V135H258ZM149 137H151V136H149ZM155 137V136H154ZM167 137V136H166ZM202 137H203V135H202ZM218 137V136H217ZM222 137V136H221ZM259 137H261V136H259ZM152 138V137H151ZM160 138V137H159ZM253 138V139H252ZM263 138H264V136H263ZM263 138H261V139H263ZM108 139V138H107ZM111 139H113V137H111ZM152 139H154V138H152ZM156 139V138H155ZM160 139V140H161ZM202 139H204V137L202 138ZM206 139V138H205ZM211 139V138H210ZM110 140V139H109ZM137 140V139H136ZM157 140H158V138H157ZM160 140H158V141H160ZM161 140V141H162ZM208 140H209V138H208ZM234 140V139H233ZM255 140V141H254ZM257 140V141H256ZM61 141V140H60ZM160 141V142H161ZM264 141V140H263ZM109 142V141H108ZM211 142V141H210ZM209 142V143H210ZM234 142V141H233ZM237 142V140H235V143ZM241 142V141H240ZM62 143V142H61ZM60 143V144H61ZM106 143V142H105ZM114 143V142H113ZM140 143H142V142H139V145H140V147H141V144ZM143 143H145V142H143ZM142 143V144H143ZM154 143V142H153ZM153 143H152V146H153ZM164 143V142H163ZM166 143V142H165ZM171 143V142H170ZM239 143V142H238ZM249 143H252L251 145L249 144ZM137 145H138V143H136ZM148 144V143H147ZM157 145H158V143H156ZM230 144H231V142H230ZM242 144V145H243ZM257 144V143H256ZM57 145H59V144H57ZM64 145H65V143H64ZM106 145V144H105ZM126 145V146H125ZM133 145V144H132ZM135 145V144H134ZM136 145V146H137ZM138 145V146H139ZM143 145H145V144H143ZM150 145V146H149ZM149 145H147V146H149V147H151V144H149ZM171 146V145H170ZM172 146H175V145H172ZM250 146V147H249ZM65 147V146H64ZM67 147V146H66ZM105 147H107V145L105 146ZM104 147V145H103V148H105ZM109 147H111V148H109ZM140 147H138V149L140 148ZM148 147V148H149ZM244 147V149H242ZM256 147V146H255ZM129 148V147H128ZM145 148V147H144ZM144 148L142 149V148H140L139 150L141 151V149H142V151L144 150ZM147 147H146V149H148ZM151 148H153V147H151ZM155 148L156 147H154V150H155ZM177 148H179V147H177ZM228 148H230V147H228ZM102 149V148H101ZM134 149V148H133ZM156 149H158V147L156 148ZM170 149V148H169ZM247 149H249V151H247ZM63 150H64V148H63ZM129 150H130V148H129ZM158 150H160V149H158ZM163 150L166 152V150L163 148ZM168 150V149H167ZM92 151H93V149H92ZM95 151V150H94ZM96 151H98V150H96ZM123 151V153H125ZM134 151V150H133ZM145 152H146V150H144ZM143 151V152H144ZM157 151V150H156ZM170 151V150H169ZM175 151V150H174ZM232 151V152H233ZM99 152V151H98ZM135 152V151H134ZM148 152H149V150H148ZM179 152V151H178ZM123 153L121 152V154L123 155ZM129 153V152H128ZM136 153H137V156H138V153L139 152H137L136 151ZM142 155H144L142 152H140ZM171 153V152H170ZM173 153V152H172ZM212 153V152H211ZM227 153L228 154H230V155H227ZM96 154V153H95ZM104 154V153H103ZM103 154H101V156L103 155ZM110 154H108V155H110ZM140 154V155H141ZM160 154V153H159ZM163 154H164V152H163ZM176 154V153H175ZM175 154H173L174 156H175ZM210 154V153H209ZM234 156V158L238 155V157H236V158H238L239 159V157H242V158H240L238 161H240L241 163H238L237 161V164H238V167L240 168V170H241V168H245V170L243 171V169H242V171H243V173H242V171H239V173H242V174H244L245 173V171H247L246 173H247V175H246V173L243 175V177H241V175H240V177L238 178V179H240V180H236L235 178H237V176H236V174L237 175H239V173L237 172L238 171V167L237 166H235L236 164V162H232V158H233V156ZM107 155V156H108ZM112 155H110V156H112ZM118 155H116L117 157H118V159L116 160V159H114V157H113V159H114V161L116 160V161H118L119 160V158L122 156V155H120V157L118 156ZM125 155V154H124ZM124 155H123V157H124ZM131 155H132V157H134L133 155L134 154H132V152H131ZM139 155V156H140ZM146 155V154H145ZM148 155V154H147ZM150 156H151V153L149 154ZM148 155V156H149ZM241 155V156H240ZM99 156H100V154H99ZM130 156V155H129ZM128 156V157H129ZM155 156V155H154ZM211 156V155H210ZM232 156V157H231ZM62 157H64V156H62ZM70 157V156H69ZM105 157V156H104ZM157 157H160V156H158L157 155ZM162 157V156H161ZM172 157V156H171ZM178 157V155L176 156V158ZM188 157V156H187ZM229 157V158H228ZM230 157H231V159H230ZM100 158V157H99ZM98 158V159H99ZM109 158V157H108ZM107 157L105 158V159H108ZM111 158V157H110ZM124 158H127V157H124ZM131 157H129V159H130ZM143 158V157H142ZM147 158V157H146ZM149 158H151V157H148L147 158V162L148 161H150V160H148ZM166 158H169V156L167 155V157ZM175 157H173V159H174ZM233 158V159H234ZM254 158V159H253ZM65 159V158H64ZM86 159V158H85ZM121 159V158H120ZM128 159V160H129ZM141 159V157L140 158H138V160L139 161H141L140 160ZM163 159H165V158H163ZM170 159V158H169ZM178 159H180V158H178ZM243 159V160H242ZM255 159H257L258 161H254ZM58 160V159H57ZM88 160V162H89V159H87ZM97 160V159H96ZM100 160V159H99ZM124 160V159H123ZM123 160H119V162L121 161L122 163H123ZM127 160V159H126ZM126 160H124V161H126ZM127 160V161H128ZM143 160H145V159H143ZM177 160V159H176ZM191 160V159H190ZM237 160V159H236ZM55 161V160H54ZM59 161V160H58ZM64 161V160H63ZM86 161V160H85ZM109 161H111V162H113L112 160H108V162ZM116 161H115V163H116ZM126 161V162H127ZM131 161V160H130ZM129 161V162H130ZM139 161H137V159H136V163H138ZM168 162H169V160H167ZM166 161V162H167ZM172 161V160H171ZM180 161V160H179ZM234 161V160H233ZM259 161H260V163H259ZM51 162V161H50ZM69 162V161H68ZM71 162V161H70ZM107 162V163H108ZM129 162H127V164H130ZM145 162V161H144ZM144 162H142L141 161V164L143 163L144 165H142V166H144L145 167V163ZM173 162V161H172ZM171 162V163H172ZM67 163V160L65 161V164ZM80 163V162H79ZM82 163V162H81ZM81 163H80V165H81ZM87 163V162H86ZM140 163V162H139ZM171 163H169V164H171ZM188 163H190V162H188ZM68 164V163H67ZM85 164V163H84ZM84 164H83V166H84ZM89 164H91V163H89ZM98 164V163H97ZM102 164H105V163H102ZM117 164V163H116ZM125 164L126 163H124L123 165L125 166ZM127 164H126V166H127ZM134 164H135V162H134ZM141 164L139 165V166H141ZM147 164H149V162L148 163H146V165ZM152 164V163H151ZM164 164V163H163ZM173 164V163H172ZM175 164V163H174ZM183 164V163H182ZM247 164H249V165H247ZM105 165H107V164H105ZM114 165V164H113ZM119 165H121L120 167H119V169H121V173H123V171L124 170H122V168H126V167H123L122 166V164H119ZM166 165V164H165ZM89 166V165H88ZM98 166V165H97ZM115 166H117V165H115ZM130 166V165H129ZM128 166V167H129ZM138 166V165H137ZM148 166V168H149V165H147ZM153 167H154V165H152ZM172 166V165H171ZM222 166V165H221ZM49 167V166H48ZM52 167V166H51ZM50 167V168H51ZM70 167V166H69ZM74 167V166H73ZM107 167V166H106ZM118 167V166H117ZM127 167V168H128ZM143 167V168H144ZM151 167V166H150ZM169 167V166H168ZM215 166H213V168H214ZM81 168V167H80ZM92 168V167H91ZM101 168V167H100ZM112 168V167H111ZM146 168V170H148L147 169V167H145ZM144 168V169H145ZM165 168V167H164ZM188 168V167H187ZM209 168V167H208ZM220 168V167H219ZM236 168H237V171H236V173H235V176L233 175V173H234V171L236 170ZM68 169V168H67ZM75 169V168H74ZM82 169V168H81ZM80 169V170H81ZM107 169V168H106ZM110 169V168H109ZM113 169V168H112ZM153 169V168H152ZM157 169V168H156ZM210 169V172H211V170H212V168H209ZM209 169H208V171H209ZM261 169V171H263ZM49 170V169H48ZM79 170V169H78ZM78 170H77V172H78ZM86 170V169H85ZM91 170V169H90ZM111 170V169H110ZM141 170H143L142 169V167H141ZM138 167H136V166H131V168L128 170L127 169V171L128 172H126L125 171V173L124 174H122L123 175V177L122 178H129V180L133 183V184H131V185H133L132 187H131V189H132V191H133V193L135 194H138V195H140V196H142L143 197V199L144 200H146L147 201V199H145L148 195H150L151 193H150V185H149V179H151L150 178V176L152 175V176H155V175H153V174H150V175H148V176H145V174L143 173V171H141ZM150 170V169H149ZM161 170V169H160ZM219 170V169H218ZM68 171V170H67ZM72 171V170H71ZM74 171V170H73ZM114 171V170H113ZM115 171H116V169H115ZM151 171V170H150ZM152 171H154V169L152 170ZM215 171V170H214ZM75 172H76V170L74 171V174H75ZM85 172V171H84ZM119 172H120V170H119ZM119 172H118V169H117V173L119 174ZM148 172V171H147ZM161 172V171H160ZM176 172V171H175ZM187 172V171H186ZM210 172H208V174H210ZM65 173V172H64ZM73 173V172H72ZM87 173V172H86ZM85 173V174H86ZM108 173V172H107ZM116 173V174H117ZM121 173H120V176L119 177H121L122 175H121ZM141 173H143L144 174V176H143V178H141V176H139V174H141ZM150 173H155V171L154 172H150ZM158 173V175L156 176L157 178H156V180H155V183L156 184H154L155 185V187L156 186H160L158 189H160V190H162V189H164V188H162L161 189V187H163L164 186V182H163V179L164 178H166V177H161V175L159 174V172H157ZM164 172H162L161 174H163ZM212 173V172H211ZM90 174V173H89ZM94 174V173H93ZM142 174V175H143ZM173 174V173H172ZM179 174V173H178ZM213 174V173H212ZM57 175H58V173H57ZM82 175V174H81ZM88 175V174H87ZM176 175V174H175ZM215 175V174H214ZM246 175V176H245ZM71 176V175H70ZM79 176V175H78ZM89 176V175H88ZM87 176V177H88ZM110 176V175H109ZM108 176V177H109ZM171 176V175H170ZM179 176V175H178ZM208 176V175H207ZM222 176V175H221ZM74 177V176H73ZM93 177V176H92ZM97 177V176H96ZM108 177H105V178H108ZM111 177V176H110ZM173 177V176H172ZM171 177V178H172ZM180 177V176H179ZM247 177V178H246ZM80 178V177H79ZM112 178V177H111ZM64 179V178H63ZM62 179V180H63ZM83 179V178H82ZM88 179V178H87ZM92 179V178H91ZM90 179V180H91ZM102 179H104V178H102ZM115 179V178H114ZM113 179V180H114ZM124 179V180H125ZM58 180H60V179H58ZM70 180H72V179H70ZM85 180V179H84ZM121 180V179H120ZM123 180V179H122ZM123 180V181H124ZM128 180V179H127ZM126 180V181H127ZM128 180V181H129ZM203 180H205V179H203ZM259 180V181H258ZM77 181V180H76ZM76 181H75V184H76ZM100 181V180H99ZM105 181H107L106 179H105ZM122 181V182H123ZM130 181H129V183H130ZM202 181V180H201ZM72 182V181H71ZM83 182V181H82ZM81 182V183H82ZM112 183L114 182V181H111ZM110 182V183H111ZM115 182H116V179H115ZM171 182V181H170ZM178 182V181H177ZM198 182V181H197ZM61 183V182H60ZM124 183L126 184V183H128V182H125L124 181ZM169 183V182H168ZM203 183V182H202ZM83 184H86L87 185V183H84L83 182ZM93 184V183H92ZM105 184V183H104ZM115 184V183H114ZM179 184V183H178ZM201 184V183H200ZM59 185H61V184H59ZM89 185V184H88ZM101 185H103V184H101ZM110 185H112V184H110ZM128 185V184H127ZM126 185V186H127ZM180 185V184H179ZM66 186V185H65ZM68 186V185H67ZM66 186V187H67ZM81 186H82V184H81ZM90 186V185H89ZM104 186V185H103ZM152 186V185H151ZM167 186V185H166ZM171 186V185H170ZM175 185H173V187H174ZM58 187V186H57ZM60 187H63V186H60ZM66 187H64V188H66ZM78 187H80V186H78ZM83 187V186H82ZM155 187H153V188H155ZM185 187V186H184ZM225 187V188H224ZM68 188V187H67ZM77 188V187H76ZM81 188V187H80ZM96 188H97V186H96ZM106 188V187H105ZM114 188V187H113ZM124 188V187H123ZM126 188V187H125ZM153 188H151L152 190L151 191H153ZM157 188V187H156ZM171 188V187H170ZM181 188V187H180ZM220 188H224V189H227V193L226 192H222L223 190L222 189H220ZM255 188L256 189H258V197L256 198L255 196H254V190H255ZM61 190H62V188H60ZM108 189V188H107ZM106 189V190H107ZM110 189V188H109ZM166 189V188H165ZM177 189V188H176ZM219 189L221 190V192H219ZM67 190V189H66ZM69 190V189H68ZM113 190V189H112ZM170 190V189H169ZM172 190V189H171ZM193 190V189H192ZM191 190V191H192ZM63 191H65V190H63ZM73 191V190H72ZM75 191V190H74ZM155 191H157L156 189H155ZM159 191V190H158ZM183 190L181 189V192H182ZM210 191V192H209ZM213 191V192H212ZM77 192H80L81 193V191H77ZM107 192V191H106ZM187 192V191H186ZM104 193V192H103ZM128 193H130V191L128 192ZM132 193V194H133ZM165 193V192H164ZM175 193V192H174ZM185 193V192H184ZM183 193V194H184ZM229 193V194H228ZM84 194V193H83ZM98 194V193H97ZM188 194V193H187ZM64 195V194H63ZM154 195H156L155 193H154ZM154 195H153V197H154ZM167 195V194H166ZM176 196H177V194H175ZM174 195V196H175ZM180 195V194H179ZM214 195H216V196H214ZM150 196H152V195H150ZM161 196V195H160ZM188 196H189V194H188ZM227 196L229 197V199L227 198ZM159 196L157 195V197H154V198H158ZM181 197H182V195H181ZM210 197H209V199H210ZM212 197V198H213ZM133 198V197H132ZM178 198V197H177ZM186 198H188V197H186ZM194 198V197H193ZM226 198H227V200H226ZM148 199H149V197H148ZM159 199H161L160 197H159ZM175 199V198H174ZM220 199V200H219ZM139 200V199H138ZM142 200V199H141ZM140 200V201H141ZM177 201H178V199H176ZM134 201V200H133ZM148 201H150V200H148ZM171 201V200H170ZM172 201H173V199H172ZM182 201V200H181ZM215 201V200H214ZM79 202V201H78ZM145 202V201H144ZM164 202V201H163ZM175 202V201H174ZM244 202V203H243ZM139 203V202H138ZM141 204H142V202H140ZM179 203V202H178ZM83 204V203H82ZM169 204V203H168ZM180 204V203H179ZM220 204V205H221ZM70 205H72V204H70ZM150 205V204H149ZM156 205V204H155ZM158 205H160V206H157V207H159V208H162L160 211H162L164 208L163 207H161L162 206V204H158ZM170 205V204H169ZM172 205V204H171ZM142 206V205H141ZM146 206V205H145ZM154 206V205H153ZM153 206H152V208H153ZM94 207V206H93ZM102 207H103V205H102ZM221 207V206H220ZM219 206H218V210L220 211V213H218L217 214V216L215 217H213V218H211V217H209V218H211V219H213L214 220V218H218V221L220 220V222L222 223V222H225L224 221V218H222V217H226V216H228V215H226V210H223V208H220ZM224 207V206H223ZM77 208H79V207H77ZM97 208V207H96ZM172 208V207H171ZM181 208V207H180ZM80 209V208H79ZM107 209V208H106ZM146 209V208H145ZM151 209V208H150ZM173 209V208H172ZM98 210V209H97ZM148 210V209H147ZM146 210V211H147ZM168 210V209H167ZM169 210H170V208H169ZM191 210H193V209H191ZM221 210H223V213H221ZM144 211V210H143ZM151 211V210H150ZM153 211V210H152ZM185 211V210H184ZM195 211V210H194ZM193 211V212H194ZM215 212H217V210H214ZM213 211V212H214ZM218 211V212H219ZM225 211V212H224ZM76 212V211H75ZM78 212V211H77ZM142 212V211H141ZM155 212H157L156 210H155ZM174 212V211H173ZM214 212V213H215ZM96 213V212H95ZM100 213V212H99ZM146 213H148V212H146ZM166 213H168V212H166ZM175 213V212H174ZM188 213V212H187ZM227 213H228V211H227ZM190 214H192V213H190ZM195 214V213H194ZM209 214H212V213H209ZM216 214V213H215ZM226 215V216H222V215ZM234 214V215H233ZM96 215V214H95ZM98 215H100V214H98ZM97 215V216H98ZM151 215V214H150ZM178 215V214H177ZM188 215V214H187ZM186 215V216H187ZM214 214H212V216H213ZM96 216V217H97ZM103 216V215H102ZM108 216V215H107ZM142 216V215H141ZM156 216V215H155ZM165 216H168V215H165ZM173 216H175V214L173 215ZM204 216V215H203ZM209 216V215H208ZM208 216H206V217H208ZM96 217H95V219H96ZM164 217V216H163ZM170 217V216H169ZM181 217V216H180ZM179 217V218H180ZM191 217V216H190ZM221 217V218H220ZM99 218V217H98ZM176 218V217H175ZM199 218V217H198ZM220 218V219H219ZM233 218V217H232ZM93 219V218H92ZM94 219V220H95ZM101 219V218H100ZM100 219H98V220H100ZM103 219V218H102ZM105 219V218H104ZM142 219V218H141ZM160 219V218H159ZM207 219V218H206ZM223 221H222V220ZM230 219V218H229ZM98 220H97V222H98ZM106 220V219H105ZM111 220V219H110ZM148 220V219H147ZM146 220V221H147ZM155 220V219H154ZM174 220V219H173ZM213 220H211V222L213 221ZM216 220V219H215ZM214 220V221H215ZM25 221V220H24ZM101 221V220H100ZM109 221V220H108ZM108 221H106V222H108ZM145 221V222H146ZM166 221V220H165ZM172 221V220H171ZM170 221V222H171ZM175 221V220H174ZM178 221H179V219H178ZM206 221V222H205ZM204 221V223H206L205 225H209V223H210V219H208V222H207V220H205ZM217 221V220H216ZM215 221V222H216ZM72 222V221H71ZM96 222V223H97ZM140 222V221H139ZM154 222H156V221H154ZM153 221H152V225H153V223H154ZM160 222V221H159ZM184 222V221H183ZM214 222V223H215ZM220 222H218V223H220ZM57 224H59L58 222H56ZM55 223V224H56ZM70 223V222H69ZM77 223V222H76ZM84 223V225H85V223L86 222H83ZM93 223V222H92ZM99 223V222H98ZM103 223V222H102ZM184 223H186V222H184ZM191 223V222H190ZM194 223V222H193ZM192 223V224H193ZM201 223H203V222H201ZM200 223V224H201ZM208 223V224H207ZM217 223V224H218ZM54 224V223H53ZM56 224V225H57ZM95 224V223H94ZM101 224V223H100ZM106 225H107V223H105ZM156 224V223H155ZM160 224V223H159ZM166 224V223H165ZM169 224V223H168ZM172 224V223H171ZM210 224H213V223H210ZM216 224V223H215ZM79 225V224H78ZM83 225V224H82ZM97 225H99V224H97ZM105 225V226H106ZM118 225V224H117ZM149 225V224H148ZM170 225V224H169ZM174 225V224H173ZM183 225V224H182ZM185 225V224H184ZM190 225V224H189ZM203 225V224H202ZM214 225V224H213ZM219 225V224H218ZM58 226V225H57ZM76 226H77V224H76ZM96 226V225H95ZM101 226H102V224H101ZM100 226V227H101ZM136 226H138V225H136ZM162 226H163V224H162ZM175 226V225H174ZM192 226V225H191ZM197 226H199V225H197ZM54 227V226H53ZM52 227V228H53ZM80 227V226H79ZM102 227H104V224H103V226ZM165 227V226H164ZM170 227V226H169ZM168 227V228H169ZM176 227V226H175ZM184 227V226H183ZM186 227V226H185ZM195 227V226H194ZM242 227H246V228H242ZM248 227H249V229H248ZM90 228V227H89ZM99 228V227H98ZM107 228V227H106ZM118 228H120L119 226H118ZM123 228V227H122ZM122 228H120V230L122 229ZM125 226H124V230H125ZM132 228V227H131ZM141 228V227H140ZM147 228V227H146ZM161 228V227H160ZM159 228V229H160ZM167 228V229H168ZM180 228H181V226H180ZM196 228V227H195ZM208 228H209V226L207 227V230H208ZM211 228V227H210ZM244 229L243 231H241L242 229ZM77 229H79V228H77ZM82 229H85V228H82ZM81 229V230H82ZM114 229H116V227L114 228ZM122 229V230H123ZM139 229V228H138ZM156 229V228H155ZM163 229V228H162ZM179 229V228H178ZM214 229H215V227H214ZM219 229H220V227H219ZM241 229V230H240ZM255 229H256V231H255ZM91 230V229H90ZM107 230V232H108V234H109V232L110 231H113V230H108V228L106 229ZM123 230V231H124ZM129 230V229H128ZM136 230V229H135ZM135 230H133L134 232H135ZM142 230H144L143 228H142ZM142 230H141V232H142ZM170 230V229H169ZM221 230V229H220ZM249 230V231H248ZM89 231V230H88ZM87 230H86V232H88ZM102 231V230H101ZM100 231V232H101ZM104 231V230H103ZM115 231V230H114ZM157 231H160V230H157ZM167 231V230H166ZM81 232H83V230L81 231ZM93 232V231H92ZM138 232V231H137ZM162 232H164L163 230H162ZM211 232V233H212ZM239 232V233H238ZM241 232V233H240ZM84 233H85V231H84ZM125 233V232H124ZM130 233V232H129ZM131 233H132V231H131ZM143 233V232H142ZM2 233H0V235H1ZM88 234V233H87ZM112 234H114V233H112ZM116 234V233H115ZM119 234V233H118ZM136 234H139V233H136ZM208 234V233H207ZM210 234V233H209ZM232 234H234V235H232ZM76 235V234H75ZM90 235V234H89ZM100 235V234H99ZM104 235V234H103ZM129 235H131V234H129ZM128 235V238H126L125 236L123 237L124 239L126 238V239H129V237H131V236H129ZM133 235V234H132ZM143 235V234H142ZM212 235H213V233H212ZM219 235V236H218ZM100 236H102V235H100ZM127 236V235H126ZM211 235H209V237H210ZM72 237V236H71ZM75 237H77V236H75ZM135 237V236H134ZM133 237V238H134ZM214 237H212V238H214ZM110 238V237H109ZM118 238V237H117ZM122 238V237H121ZM149 238V237H148ZM147 238V239H148ZM160 238V237H159ZM232 238V239H233ZM91 239V238H90ZM93 239V238H92ZM73 240V239H72ZM78 240H79V238H78ZM104 240V239H103ZM110 240H111V238H110ZM114 240H115V238H114ZM130 240L133 242L134 240H132V238H130ZM135 240H137V239H135ZM140 240V239H139ZM246 240H247V242L249 243L250 242V244H248V243H246V244H248V245H246L245 244V242H246ZM116 241V240H115ZM138 241V240H137ZM137 241H135L134 243H136L137 244ZM148 241V240H147ZM70 242V241H69ZM118 242V241H117ZM121 242V241H120ZM125 242V241H124ZM123 242V243H124ZM219 242V243H218ZM73 243H74V241H73ZM129 243H130V241H129ZM133 243V244H134ZM212 243H213V241H212ZM109 244V243H108ZM121 244V243H120ZM127 244V243H126ZM136 244H134V245H131V246H138V245H136ZM100 245H103V244H100ZM119 245V244H118ZM124 245H125V243H124ZM144 245H145V243H144ZM148 245H150V244H148ZM246 245V246H245ZM93 246H95V245H93ZM111 246H113V245H111ZM123 246V245H122ZM143 246V245H142ZM142 246H140V247H142ZM214 246H216V245H214ZM219 246V245H218ZM236 246H237V248H236ZM95 247H98V246H95ZM100 247V246H99ZM108 247V246H107ZM127 247H129L128 245H127ZM126 247V248H127ZM139 247V248H140ZM148 247V246H147ZM91 248V247H90ZM104 248V247H103ZM115 248H117V247H115ZM122 248H124V247H122ZM120 246H119V249H122ZM131 248V247H130ZM150 248V247H149ZM216 248V247H215ZM94 249V248H93ZM96 249V248H95ZM99 249V248H98ZM97 249V250H98ZM107 249V248H106ZM105 249V250H106ZM132 249V248H131ZM134 249L135 248H133V251H131V252H134ZM92 250V249H91ZM100 250V249H99ZM116 250V249H115ZM118 250V249H117ZM116 250V251H117ZM147 250V249H146ZM260 250V249H259ZM259 250H257L256 249V252L257 251H259ZM103 251V250H102ZM108 251V250H107ZM111 251H112V249H111ZM121 252H123V253H125V251H127L125 248H124V251L123 250H120ZM128 251H129V249H128ZM120 252V253H121ZM148 252H150V251H148ZM147 252V253H148ZM223 252V251H222ZM226 252V251H225ZM254 252H255V250H254ZM114 253V252H113ZM116 253V252H115ZM123 253H121V254H123ZM135 253V252H134ZM250 253V254H249ZM252 253H253V251H252ZM94 254V253H93ZM112 254V253H111ZM126 254H128L127 252H126ZM192 254H193V252H192ZM222 254V253H221ZM225 254V253H224ZM110 255V254H109ZM131 255V254H130ZM129 255V256H130ZM91 256V255H90ZM96 256H97V254H96ZM108 256V255H107ZM111 256V255H110ZM123 256H125V255H123ZM139 256V255H138ZM148 256H149V254H148ZM153 256V255H152ZM151 256V257H152ZM243 256V257H242ZM241 256V259L242 258H245V255H242ZM247 256H246V258H247ZM252 256V255H251ZM251 256H249V257H251ZM94 257V256H93ZM114 257V256H113ZM140 257H143V255L142 256H140ZM215 257H216V255H215ZM248 257V258H249ZM97 258H99V257H97ZM108 259H109V257H107ZM123 258V257H122ZM248 258H247V260H248ZM101 260L100 261H103V259L102 258H100ZM106 259V258H105ZM115 259V258H114ZM118 259V258H117ZM95 260H96V257H95ZM107 260V259H106ZM112 260V259H111ZM145 260V259H144ZM218 260V259H217ZM243 260V259H242ZM244 260H246V259H244ZM97 261H99L98 259H97ZM109 261V260H108ZM107 261V262H108ZM113 261H116V260H113ZM128 261V260H127ZM133 261V260H132ZM131 261V262H132ZM140 261V260H139ZM148 261V260H147ZM107 262H102L103 264L105 263H107ZM111 262V261H110ZM109 262V263H110ZM125 262V261H124ZM124 262H122L123 264H124ZM134 262V261H133ZM146 262V261H145ZM218 262V261H217ZM28 263H30V262H28ZM31 263H33L32 261H31ZM98 263V262H97ZM101 262H99L98 264H100ZM141 263H142V259H141ZM148 263V262H147ZM219 263V262H218ZM108 264V263H107ZM110 264H112V263H110ZM129 264V263H128ZM139 264V263H138ZM220 264V263H219Z\"/></svg>","mask_w":264,"mask_h":264}]
</instances>
